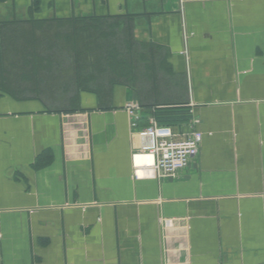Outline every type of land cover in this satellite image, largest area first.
I'll return each instance as SVG.
<instances>
[{
	"label": "crops",
	"instance_id": "crops-1",
	"mask_svg": "<svg viewBox=\"0 0 264 264\" xmlns=\"http://www.w3.org/2000/svg\"><path fill=\"white\" fill-rule=\"evenodd\" d=\"M79 18L131 28L130 83L76 112L0 96V264H264V0H0V23ZM129 104L188 108L199 156L137 179Z\"/></svg>",
	"mask_w": 264,
	"mask_h": 264
},
{
	"label": "trees",
	"instance_id": "trees-1",
	"mask_svg": "<svg viewBox=\"0 0 264 264\" xmlns=\"http://www.w3.org/2000/svg\"><path fill=\"white\" fill-rule=\"evenodd\" d=\"M130 32L129 26L120 32L118 22L108 19L0 23V96L28 98L31 94L54 101L63 91L71 97L69 112H76L80 94L107 95L114 85L130 83ZM115 40L113 51L105 53L104 49ZM123 53L126 55L122 58ZM59 57L73 60V70L65 79L53 66ZM147 58L141 55L139 62ZM153 116L163 126L176 127L192 121L186 107L155 109Z\"/></svg>",
	"mask_w": 264,
	"mask_h": 264
},
{
	"label": "built area",
	"instance_id": "built-area-1",
	"mask_svg": "<svg viewBox=\"0 0 264 264\" xmlns=\"http://www.w3.org/2000/svg\"><path fill=\"white\" fill-rule=\"evenodd\" d=\"M127 110L132 118L131 127L140 141L139 150L133 156L137 179L176 177L199 156L203 141L200 131L193 130L186 138L177 139L174 127L160 125L154 117L149 125L140 126L142 108L139 105L129 104Z\"/></svg>",
	"mask_w": 264,
	"mask_h": 264
},
{
	"label": "rangeland",
	"instance_id": "rangeland-1",
	"mask_svg": "<svg viewBox=\"0 0 264 264\" xmlns=\"http://www.w3.org/2000/svg\"><path fill=\"white\" fill-rule=\"evenodd\" d=\"M99 38H100V40H101L102 43L105 42L104 39H101L100 36H99ZM119 39H120V37H118V40ZM116 43H117V41L115 40L114 43H112L111 45L108 44L110 47L109 48L106 47V49H104L105 53H107V54L108 53H111V51H113L114 45L116 46ZM119 54H122L121 51L119 52ZM125 55H126V53H123L122 58ZM53 64H54L53 66L56 69L57 73L61 77H64V79L73 70V60H71L70 58H68V60L65 61L63 59H60V57H59L57 60L55 59L53 61ZM162 77H163V80L165 81L166 84H168V83L171 84L170 79H169V77L166 74L163 75ZM59 95H60V97L58 96V99H56L54 101H51V100L47 99V98H49L48 96L45 99H47L48 101H51V103H52V106L51 107L52 108H72L70 106V103L68 102L69 101V98H71L70 95L68 93H66V92L63 93V91L62 92L59 91ZM29 96L31 98L32 97H35V95H31V94Z\"/></svg>",
	"mask_w": 264,
	"mask_h": 264
}]
</instances>
